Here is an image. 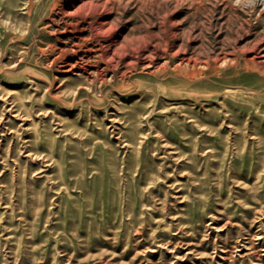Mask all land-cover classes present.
<instances>
[{"label": "rangeland", "instance_id": "rangeland-1", "mask_svg": "<svg viewBox=\"0 0 264 264\" xmlns=\"http://www.w3.org/2000/svg\"><path fill=\"white\" fill-rule=\"evenodd\" d=\"M0 264H264V0H0Z\"/></svg>", "mask_w": 264, "mask_h": 264}]
</instances>
